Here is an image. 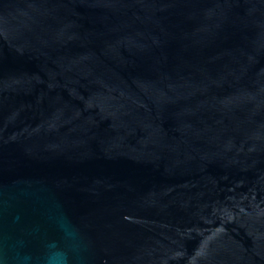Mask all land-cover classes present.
Listing matches in <instances>:
<instances>
[{"label": "water", "instance_id": "95a60500", "mask_svg": "<svg viewBox=\"0 0 264 264\" xmlns=\"http://www.w3.org/2000/svg\"><path fill=\"white\" fill-rule=\"evenodd\" d=\"M0 264H264V0H0Z\"/></svg>", "mask_w": 264, "mask_h": 264}]
</instances>
